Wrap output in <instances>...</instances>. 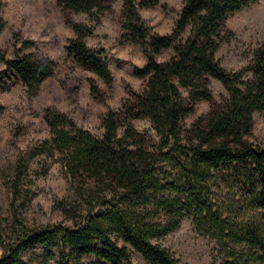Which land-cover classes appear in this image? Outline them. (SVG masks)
<instances>
[{
	"label": "trees",
	"instance_id": "trees-1",
	"mask_svg": "<svg viewBox=\"0 0 264 264\" xmlns=\"http://www.w3.org/2000/svg\"><path fill=\"white\" fill-rule=\"evenodd\" d=\"M158 1L141 0L139 5L149 7ZM256 1L185 0L172 33L146 40L148 30L138 25L135 1L123 0V27L132 40L146 46V63L136 70V76L146 78V83L118 110L105 115L101 136L74 129L65 115L48 112L49 143L64 145L59 150L63 166L83 178L79 196L85 210L72 228L46 227L16 240L0 264H23L21 255L34 246L57 248L59 260L55 264H80L86 255L103 264H132L121 244L134 248L149 264H177L156 241L177 229L186 216L201 234L219 241L232 238L255 249L253 258H264V229L253 222L231 227L212 201L214 189L226 183L248 193L249 203L264 218V147L247 139L253 114L264 112V37L248 64L237 71L221 67L215 57L224 41L227 17ZM56 2L65 10L89 16L109 10L108 0ZM69 25L75 37L66 46V54L79 67L110 83L107 65L86 45L91 30L77 23ZM188 27L187 38L173 45ZM4 28L0 14V33ZM170 47L173 54L169 59L155 60ZM4 65L31 90L49 78L55 67L50 59L32 54L5 60ZM211 79L219 81L229 94L223 104L211 97ZM90 91L101 99L93 82ZM202 100L210 104L208 113L183 137L182 118ZM134 120H148L163 149L151 152L124 142L120 130L125 127L131 137L130 122ZM63 121L73 127L72 131ZM93 201L98 203L97 209L91 206Z\"/></svg>",
	"mask_w": 264,
	"mask_h": 264
},
{
	"label": "rangeland",
	"instance_id": "rangeland-1",
	"mask_svg": "<svg viewBox=\"0 0 264 264\" xmlns=\"http://www.w3.org/2000/svg\"><path fill=\"white\" fill-rule=\"evenodd\" d=\"M138 25L147 28L146 40L152 35H169L175 28L185 0H159L149 7L134 0ZM1 17L5 28L0 33V261L7 249L24 235L46 227L66 230L82 218L85 204L79 196L80 174L63 166L60 149L49 143L51 135L46 123L49 113L63 114L74 129L87 131L93 136L104 132L102 122L110 111L118 110L134 92H140L146 78L136 76V70L146 63V46L132 40L123 27L126 16L123 0H108L109 10L87 15L65 10L56 0H0ZM86 26L91 34L85 39L87 47L107 65L111 82L106 83L92 71L79 67L66 54L65 48L75 34L69 25ZM141 28V27H140ZM143 30V29H141ZM189 27L173 42L183 41ZM264 37V0L244 7L227 17L224 41L216 52L219 65L229 71L246 66ZM25 54L48 58L54 64L52 75L37 89L26 87L5 60ZM173 54L172 47L162 50L155 60L163 62ZM248 76V75H247ZM93 82L101 93L96 99L90 91ZM212 99L223 104L229 98L222 84L211 79ZM187 103L189 101L187 100ZM210 104L202 100L180 122L184 137L190 126L204 117ZM64 126L72 131L71 126ZM126 126V123H123ZM132 136L125 127L119 137L132 148L151 152L163 149L160 137L148 120L130 122ZM249 142L264 147V112L253 114ZM228 184V183H227ZM212 201L230 226L239 228L253 222L264 229V218L249 203V194L219 183ZM96 209V201L91 203ZM82 206V207H81ZM160 216H164L161 214ZM156 244L165 249L177 264H264V258H253L256 252L243 243L226 238L216 240L201 234L191 217L186 216L173 232L162 236ZM127 248L132 264H149L131 246ZM23 264H55L58 249L34 246L24 252ZM80 264H103L92 255L81 258Z\"/></svg>",
	"mask_w": 264,
	"mask_h": 264
}]
</instances>
